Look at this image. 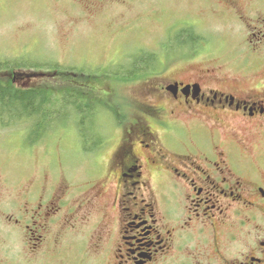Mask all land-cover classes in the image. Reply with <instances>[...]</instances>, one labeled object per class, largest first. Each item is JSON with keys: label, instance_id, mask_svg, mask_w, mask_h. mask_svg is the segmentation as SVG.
<instances>
[{"label": "rangeland", "instance_id": "374dc122", "mask_svg": "<svg viewBox=\"0 0 264 264\" xmlns=\"http://www.w3.org/2000/svg\"><path fill=\"white\" fill-rule=\"evenodd\" d=\"M218 3L217 0H0V61L9 60L14 64L22 61L27 66L49 63L40 70L46 75L40 80L51 89L57 84H67L60 75L56 78L47 75L48 71H54L51 64L75 74L71 77L81 85L80 93L97 104L99 114L103 111L95 123L99 132L92 129V133L97 134V143L102 144L103 139L107 143L103 150L104 159H107L121 143L125 132L133 127L134 117L143 114V109L136 103L141 97L134 94L138 90L141 96L147 87L134 82L125 89L128 84L125 81L137 80L134 75H139L138 71H162L171 63L167 62L158 70L153 65L134 70L133 75L125 69L135 54L147 57L152 52H170L174 48L172 40L191 32L199 40L196 43L188 41L193 44L188 47L190 60L177 62L170 71H188L192 66H220L224 72H235L246 81L249 77L244 78L245 74L264 75L262 58L256 61L253 56L250 62H245L247 49L258 46L256 37L260 36L254 37L253 34L259 32L255 27L264 30V22L259 21L264 11H259V5L247 8L249 17L241 21L233 19L229 15L231 12ZM220 4H226L225 0ZM247 22L252 27H247ZM247 41L252 45L248 46ZM177 45L175 52H184L178 42ZM152 57L155 58V54ZM14 71L22 70L16 68ZM4 72H0L2 80H5ZM109 90L114 91L113 97L103 94ZM69 113L70 118H59L54 133H47L39 141L34 138L38 136L32 134L29 123L6 114V123H12L14 127L5 128L0 121V264L113 263L114 230L118 231L120 215L116 208L107 214L101 206L104 186L98 187L96 183L100 176L95 175L87 160L86 150L91 147L85 145L80 134L82 130H91L92 123L86 125L82 118H77L79 122H76L71 111ZM182 123V126L188 125L186 121ZM134 128L135 134L142 137L139 126L136 124ZM154 128L159 130L155 124ZM155 139L168 147L165 130L161 129ZM137 147L140 149L139 145ZM251 148L252 161L263 157L264 146H260L257 139H251ZM156 173V169L147 168L144 175L155 189L158 183L163 185ZM91 181H94L93 186L88 185ZM36 183L45 190L46 198L54 195L59 183L71 185L72 194L68 192V199L75 202L77 197L79 204L83 202V208L72 213L74 228L57 226L51 221L49 230L43 232L38 241V234L34 236L31 231H22L20 226H15V222L22 219V192ZM155 194L162 203L157 189ZM256 216L257 219L246 228L250 233L248 249L257 239H264V215ZM30 226L32 228L31 223ZM58 233L62 234L60 238ZM241 238L235 246L236 251L244 247V235ZM57 242L65 245L68 252H48L43 257L38 254L40 248L38 252L31 251L34 243L50 245ZM102 256L105 260L101 261Z\"/></svg>", "mask_w": 264, "mask_h": 264}, {"label": "flooded vegetation", "instance_id": "af4514ba", "mask_svg": "<svg viewBox=\"0 0 264 264\" xmlns=\"http://www.w3.org/2000/svg\"><path fill=\"white\" fill-rule=\"evenodd\" d=\"M217 1L233 19L241 21L249 17L247 8L259 5V11H264V0H225L224 5L220 4L224 0ZM259 21L264 22V15ZM247 27H252L249 22ZM255 29L259 30L253 34L260 36L256 37L258 46L247 49V63L253 56L264 61V30ZM183 50L151 53L159 57L152 59L156 70L171 63L162 71H138L139 75H134L138 79L125 81L128 84L124 87L128 89L134 82L147 87L141 96L138 90L134 94L141 97L136 103L143 114L134 117L133 127L107 159L104 141L94 142L96 149L92 146L86 151L95 175L100 176L98 187L104 186L102 209L110 214L116 208L120 215L118 231L114 230L112 264H264V239H257L248 249L250 233L246 229L256 215H264V153L255 162L249 156L251 139L264 146V75L252 76L251 72L245 74L244 78L249 77L246 81L220 66L170 71L177 62L190 60L189 48ZM23 86L33 89L41 85ZM80 86L77 82L71 85L73 104L80 97V107L93 111L87 107L92 102L80 93ZM103 94L115 95L112 90ZM97 111L99 114L100 109ZM182 121L188 125L182 126ZM136 124L142 137L135 134ZM161 129L166 132L169 148L155 139ZM210 133L211 138L206 137ZM147 168L156 169V177L163 182L156 187L162 203L150 180L144 179ZM93 182L88 185L93 186ZM56 186L57 191L48 198L37 183L22 192V219L14 224L38 234V241L51 221L74 228L72 213L83 208L77 197L75 202L68 199L71 185ZM61 235L58 233L59 238ZM242 235L244 247L236 251ZM64 247L58 242L34 243L31 251L40 248L38 254L46 257L48 252H68Z\"/></svg>", "mask_w": 264, "mask_h": 264}, {"label": "trees", "instance_id": "16d2710c", "mask_svg": "<svg viewBox=\"0 0 264 264\" xmlns=\"http://www.w3.org/2000/svg\"><path fill=\"white\" fill-rule=\"evenodd\" d=\"M178 37L180 39L172 40L171 42V44H174V48L178 46L177 42L179 43V47H190L193 45V42L198 41L196 35L191 32H188L187 35ZM188 41H191L192 43ZM152 56L153 55L150 54L147 57H143L142 55L138 56V54H135L130 59V66L125 70H128L129 73L134 75L136 73L134 70L146 69L152 65V59L154 58ZM155 56L159 58L158 55ZM16 63L17 64H14L9 60L0 61V72L5 71L3 74L5 80L0 79V121L3 123V127H14L12 123H6L5 121V114L10 115L11 118H17L20 122L29 123L33 130L32 134L38 136L34 138L39 141L44 139V136L47 133L54 130L59 118H70L71 114L69 111H71L73 119L77 120V118H82L83 120H86V125L92 123L91 130H82L80 133L84 139L85 145L87 147H92L97 138L95 131H93V135L92 129L99 132L95 124L98 111L96 108L94 109L96 104L93 102L91 106L89 104L87 105V107L93 111H86L84 107H80L82 101L80 97L79 100L73 104V95L70 94L73 92L71 85L76 83L72 78L75 75H71L69 73L71 71L61 70L58 65L54 66L51 64L50 66L53 67L52 70L54 71H48L47 75L53 77L60 75L62 79L67 80V84H57L55 89H51L46 83H43V81L40 80V77L46 76L45 74L40 73L42 72L40 70H43V65L49 63H32L30 66H27V63L22 61ZM16 68H19V70L22 71H14ZM23 68L39 70L23 71ZM27 83H38L41 86L33 89L25 88L23 84ZM78 121L79 120L76 122Z\"/></svg>", "mask_w": 264, "mask_h": 264}]
</instances>
